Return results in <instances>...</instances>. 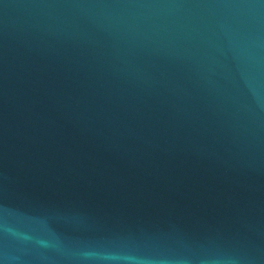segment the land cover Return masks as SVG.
<instances>
[{"label": "water", "instance_id": "95a60500", "mask_svg": "<svg viewBox=\"0 0 264 264\" xmlns=\"http://www.w3.org/2000/svg\"><path fill=\"white\" fill-rule=\"evenodd\" d=\"M0 264H264V0H0Z\"/></svg>", "mask_w": 264, "mask_h": 264}]
</instances>
